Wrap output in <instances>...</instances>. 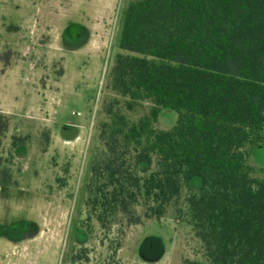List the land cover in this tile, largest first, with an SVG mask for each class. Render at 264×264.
Segmentation results:
<instances>
[{"label":"trees","instance_id":"16d2710c","mask_svg":"<svg viewBox=\"0 0 264 264\" xmlns=\"http://www.w3.org/2000/svg\"><path fill=\"white\" fill-rule=\"evenodd\" d=\"M119 46L113 91L129 109H153L135 122L109 111L87 184L92 214L110 229L139 224V206L157 218L174 208L203 264H264V177L250 162L264 146V0H140ZM161 110L178 113L169 129L154 128ZM8 124L0 115V139ZM0 184L13 185L1 157Z\"/></svg>","mask_w":264,"mask_h":264},{"label":"rangeland","instance_id":"374dc122","mask_svg":"<svg viewBox=\"0 0 264 264\" xmlns=\"http://www.w3.org/2000/svg\"><path fill=\"white\" fill-rule=\"evenodd\" d=\"M138 1L0 0V87L6 98L17 90V105L2 108L11 114L0 110L9 123L0 157L13 183L0 184V264L205 263L202 242L174 208L157 218L139 206V224L109 229L87 205L109 111L135 122L153 109L150 101L129 109L111 86L116 55L124 53L123 16ZM177 120L176 111L161 110L154 128ZM250 162L264 177V146ZM190 185L198 191L202 180Z\"/></svg>","mask_w":264,"mask_h":264},{"label":"crops","instance_id":"0c3cea01","mask_svg":"<svg viewBox=\"0 0 264 264\" xmlns=\"http://www.w3.org/2000/svg\"><path fill=\"white\" fill-rule=\"evenodd\" d=\"M73 46H75V48H77V47H80V44H79V42H76V43H74V45ZM14 68V67H13ZM7 74V73H6ZM14 83H15V88L17 87V78H15L14 79ZM2 90V87H0V110L2 111V112H7L8 114H11L10 113V110H6V111H4V110H2V108L3 107H9L10 106V103H12V105H13V103L15 104V105H17V90L14 92V95H12L11 97H4L3 95H4V93L1 91ZM3 94V95H2ZM57 112H58V110H57ZM74 124L75 126H78L79 128L80 127H82L81 126V124H82V122H73V121H68V122H66L65 124L66 125H68V124Z\"/></svg>","mask_w":264,"mask_h":264},{"label":"flooded vegetation","instance_id":"af4514ba","mask_svg":"<svg viewBox=\"0 0 264 264\" xmlns=\"http://www.w3.org/2000/svg\"><path fill=\"white\" fill-rule=\"evenodd\" d=\"M84 33H85V30H81L79 33H78V40H81L82 38H83V36H84ZM83 34V35H82Z\"/></svg>","mask_w":264,"mask_h":264}]
</instances>
